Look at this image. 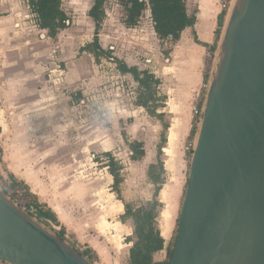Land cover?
I'll return each mask as SVG.
<instances>
[{
	"label": "rangeland",
	"instance_id": "374dc122",
	"mask_svg": "<svg viewBox=\"0 0 264 264\" xmlns=\"http://www.w3.org/2000/svg\"><path fill=\"white\" fill-rule=\"evenodd\" d=\"M93 2L61 0V7L69 17L67 28L56 38L42 37L41 32L38 33L37 42L42 45L44 57L35 69L30 67L29 70V84L37 82L38 90L22 100L15 114L11 111L3 117L0 111V187L5 193V187H12L5 161L11 147L22 148L24 152L35 149L38 156L49 161L46 165L57 171L63 169L70 190L74 189L71 184L77 181L88 190L87 197H92L89 217H96L97 227L90 231L85 225L79 235L92 237L97 244L107 248L106 255L91 250L93 263L128 264L132 243L127 238H133V223L128 219L122 225L118 224L124 211L111 189L113 180L107 165L113 158L120 167L123 200L140 205L153 197L154 185L148 179L147 169L151 160L157 161L158 155L165 168V180L157 196L161 206L156 225L161 235L166 231V236L163 235L165 248L153 258L166 260V246H171L176 236L177 219L201 122L200 114L195 111L204 100L203 111L216 58L210 52L198 53L192 36L184 47L160 42L153 32L148 11H144L136 27L126 28L121 22L124 10L119 0H105L100 44L110 55L122 58L128 65L146 70L158 79L154 87L155 112L161 116H152L136 104L140 87L131 74L121 73L110 59L96 61L92 54L80 51L94 36V22L87 15ZM190 2L188 0L187 6L191 14L196 11L197 3ZM221 10L224 9L221 7ZM199 55L198 80L186 97L183 67L190 61H198ZM0 109H3L2 104ZM29 120L36 124L34 129L28 130L32 137H28L21 127ZM170 132L174 137L169 142ZM15 137L18 141L13 143ZM133 140L143 142L145 155L139 160L130 158L128 142ZM158 144L162 145L159 154ZM168 147L170 156L164 151ZM22 186L18 189L25 186L32 194L26 185ZM164 213L169 215L168 228L164 227L167 224ZM46 227L52 233H55L53 229H60L55 224L53 228ZM64 240L76 249H89L86 243H81L83 238L77 240L65 233Z\"/></svg>",
	"mask_w": 264,
	"mask_h": 264
},
{
	"label": "water",
	"instance_id": "95a60500",
	"mask_svg": "<svg viewBox=\"0 0 264 264\" xmlns=\"http://www.w3.org/2000/svg\"><path fill=\"white\" fill-rule=\"evenodd\" d=\"M235 2L206 93L168 264H264V0H241L236 11ZM41 224L0 194V260L93 264Z\"/></svg>",
	"mask_w": 264,
	"mask_h": 264
},
{
	"label": "crops",
	"instance_id": "0c3cea01",
	"mask_svg": "<svg viewBox=\"0 0 264 264\" xmlns=\"http://www.w3.org/2000/svg\"><path fill=\"white\" fill-rule=\"evenodd\" d=\"M192 2L197 3L196 11L189 13L188 0H186V10L189 15L193 14L195 16V22L181 32L179 39L174 45L184 47L188 44V38L192 36L194 49L198 53L207 54L210 52L216 58L219 52L223 27L225 26L224 21V26L218 27V15L222 12L219 4L220 0H191L190 3ZM145 11L149 12V9ZM226 17L227 14L225 13L224 20ZM39 32H41L40 35L42 37L44 35L47 38L57 37L47 36L46 30L37 26L34 15L30 12L28 0H0V104L3 106L0 111L3 112V117L11 111L12 114H15V109L18 110L22 100L29 98L31 93L38 90L37 82H34L33 85L29 84V70L30 67L35 69L44 57L42 45L37 42ZM200 58L201 56L199 55L198 61H190L183 67L185 68V73L182 77L186 97L198 80L197 67L199 66ZM149 61V59H146V63H149ZM32 72L34 73V70ZM32 122L29 120L23 125L20 123L22 129L26 130L25 134H28V137H32L28 130L34 129L36 125L35 123L32 124ZM173 137V133L170 132L169 142ZM12 141L16 143L18 141L17 137L12 138ZM12 147L9 154L5 156L9 178H14L26 185L36 199L55 214L60 226L64 228L67 235L77 240L83 238L84 240L81 243H86V247L90 251H95L98 255L100 253L106 255V247L97 244L92 237L79 235V231H82L85 225L90 231L97 227L96 217H89L93 200L91 196L87 197L88 190L86 187L79 186V182L74 181L75 184H71L74 189L70 190V183L63 169L57 171L46 165L49 164V161L38 156L35 149L24 152L22 148L17 150ZM164 151L166 155H171L169 147L165 148ZM151 161L150 164L157 162ZM161 189L159 192H161ZM163 196H166L165 192H163ZM120 202L121 209L124 211L123 202L121 200ZM163 218H165L167 223L164 227L168 228V213H164ZM103 221L108 224L106 219ZM122 223L124 222L119 220L118 224L122 225ZM162 233V236H166L165 230ZM108 264H112V262L110 261Z\"/></svg>",
	"mask_w": 264,
	"mask_h": 264
},
{
	"label": "trees",
	"instance_id": "16d2710c",
	"mask_svg": "<svg viewBox=\"0 0 264 264\" xmlns=\"http://www.w3.org/2000/svg\"><path fill=\"white\" fill-rule=\"evenodd\" d=\"M104 1L94 0L88 10L87 15L94 22V36L92 41L87 42L80 48V51L92 54L96 61H99L100 58L110 59L116 64V68L121 73L131 74L140 87L136 104L145 108L152 116H161L155 112L157 98L154 87L158 79L155 78L154 74L146 70H139L136 66H129L122 59L110 55L109 50H106L100 44L99 30L105 15ZM119 4L124 10L121 22L128 28L135 27L144 11L149 9L153 30L160 42L168 41L170 44H174L179 39L181 32L186 27L192 26L195 22V16L187 13L186 0H119ZM28 5L30 12L34 15L37 26L40 29L46 30L47 36L56 37L61 30L67 28L69 17L61 7V0H28ZM232 6L233 3L228 9L223 10L218 15V27L224 26V21L226 26L229 15L224 20V14H230ZM225 26L223 27V32ZM203 102L199 103L197 107V113L200 114L199 121L202 118ZM151 105L153 106L151 107ZM163 126L167 128L166 124ZM194 132L195 130H192V133ZM142 143L138 140L128 142L131 150L130 158L132 160H139L145 155ZM161 147L162 145L158 144V154ZM107 166L113 180L111 189L116 193L117 199L121 200L124 205V212L119 218L122 222L129 219L133 223V238H127L128 242L132 243L128 250V264H168L174 242L171 246H166L168 255L166 260L156 261L153 258L155 253L165 248V239L156 225L158 208L161 206L157 196L164 183L163 162L158 157L156 163H151L148 166L147 176L154 185V193L152 199L140 205L123 200L120 191L123 177L120 174V167L117 165V162L113 158H110V164ZM10 179V185L13 188L23 187V184L18 180L14 178ZM24 189L26 190V194L30 196L29 204L27 205L29 213L48 227H52L53 224L60 226L55 214L40 203L34 195L30 194L25 186ZM53 230L58 236L64 238L65 230L62 226H60L59 230ZM77 250L92 262L93 255L89 249L81 250L77 248Z\"/></svg>",
	"mask_w": 264,
	"mask_h": 264
},
{
	"label": "built area",
	"instance_id": "2783aa9c",
	"mask_svg": "<svg viewBox=\"0 0 264 264\" xmlns=\"http://www.w3.org/2000/svg\"><path fill=\"white\" fill-rule=\"evenodd\" d=\"M232 3H233L232 0H221L220 6L224 10H226V9H228V7H230L232 5ZM195 112L197 113V110ZM5 188H6V192H7L6 194L8 195V197L16 205H18L19 207H21L25 211L29 212L27 205L29 204L30 196L28 194H26V190L23 188H21V190H20L18 188H13V187H11V188L5 187ZM92 263H93V260H92ZM0 264H9V263L0 260Z\"/></svg>",
	"mask_w": 264,
	"mask_h": 264
},
{
	"label": "bare ground",
	"instance_id": "6f19581e",
	"mask_svg": "<svg viewBox=\"0 0 264 264\" xmlns=\"http://www.w3.org/2000/svg\"><path fill=\"white\" fill-rule=\"evenodd\" d=\"M240 1H241V0H236V2H235V6H234V10H235V11L237 10ZM147 70H148V69H147ZM205 87H206V86H205ZM1 192H2V193H1ZM0 194L3 195V197H5V198L8 200V198H9L8 195L2 191L1 187H0ZM9 199H10V198H9ZM40 226H41L44 230L48 231L47 228H46L44 225L41 224Z\"/></svg>",
	"mask_w": 264,
	"mask_h": 264
}]
</instances>
